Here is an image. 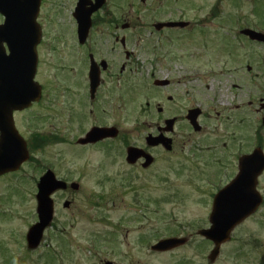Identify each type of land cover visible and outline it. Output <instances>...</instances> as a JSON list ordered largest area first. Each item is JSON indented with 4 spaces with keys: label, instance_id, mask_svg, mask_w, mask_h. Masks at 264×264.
<instances>
[{
    "label": "rangeland",
    "instance_id": "374dc122",
    "mask_svg": "<svg viewBox=\"0 0 264 264\" xmlns=\"http://www.w3.org/2000/svg\"><path fill=\"white\" fill-rule=\"evenodd\" d=\"M51 1L57 4L50 5ZM66 1L45 0L41 9V22L45 30L42 40L43 60L39 75L40 80L46 86L47 94L50 93L45 104L50 107V110H53L50 120H46L44 125L49 131L57 132L55 135L57 141L42 143L41 146L30 144L28 147L31 156L42 164L36 168L35 160H31L18 171L23 218H12L8 222L0 221V239L9 241L13 236L10 234V229L12 232L24 229L25 236L30 224L36 220L35 180L39 177L40 171L49 163L56 168L55 170L60 175H66V178L71 181L79 182V188L72 192V197H67L74 202V214L63 209L62 202L66 196L58 194V197L55 198V215L56 221L64 230L59 235L52 231L46 232L42 244L35 250L26 247L27 261L25 264H99V250L94 252L91 249L92 233L99 230L108 234L106 243L110 246L114 257L119 258L121 252L128 251L129 255L123 261L129 264H209L206 259V254L210 250L209 243L203 242L198 237H195V242L174 250L173 254L166 252L160 253V255H156L157 253L152 252L139 240L152 241L158 236L172 234L174 231L182 232V234H184V230L194 233L200 225L207 223L205 220L207 208L204 203L206 193L214 191L226 179L225 165L222 163V161L224 162L223 148L219 145L214 150L215 146L212 145L210 146L212 151H198L195 149L196 145L207 149L206 145L213 144L212 139L209 138L213 135L200 136L194 132H190V134L187 131L177 132L178 141L175 143L174 152L164 157L166 158L165 164H167L164 174L154 176L155 168H153L146 176L138 178V172L126 167L121 161V157L117 153L115 154L113 144L106 142L84 147L78 144L77 138L84 128L94 120L90 119V116L88 118L86 113L82 117L78 116V113L76 114L82 108L87 109V107L82 105L79 108L76 104L79 95L76 91L77 86L72 83V71L75 68L79 70L81 68V63H79L81 51H76L77 46H75L76 22L72 16L74 9L68 5L65 6ZM124 1L126 0H112L109 3L110 7L108 6L109 10L113 8L116 11L115 16H120V18L127 16L129 12L126 7L124 10L121 7ZM132 1L135 7L134 13L143 17L147 22H151L153 18H156V15L168 11L173 16L182 11L185 17L201 18L208 21L203 25V30L196 28L185 32L181 41L175 40L169 43L180 44L184 55L188 58L186 65H188L190 73L184 85L177 84L180 93L184 91V88H189L190 94L197 100V102L194 100L195 104L206 103L208 107L212 106V115H214V111L222 112V108L225 107L230 109L233 102H240L246 98L245 86L250 87L246 65H254L255 70L257 67H261L262 62L256 54L264 56V47L237 33L244 26L264 31V0H161L162 3H165L162 10L157 6L160 4V0H153L154 6L158 7L156 10H151L148 6L147 3L150 0ZM46 14L47 16H45ZM103 14L105 16L106 12ZM231 17L233 20L237 18L238 22H231ZM96 18L105 17L99 15ZM228 18L229 21H227ZM213 20L225 24L227 28L231 27V30L227 32L218 27L215 31L210 32L212 40L211 42L208 40L203 49L200 40H206V37L209 36L207 26L215 29L212 26L214 25ZM102 26L98 25L93 28L94 37L100 36V32L104 30ZM198 35L201 37L199 38ZM98 54L103 56L106 53ZM169 54L172 56L174 53ZM120 58L122 60V57H119L118 61ZM149 58L148 54H142L140 56L141 64L147 63ZM134 65L135 63L131 66L134 67ZM171 67L176 70L179 65L176 63ZM260 69L261 83H263L264 67ZM158 70H155V75L152 77L150 67L142 69L139 66L137 69L133 68L127 71V83L133 85L130 91L132 98L128 102L130 125H134L133 122L137 119L135 117L138 114L148 110L147 106H144L146 101L154 105L156 99L173 93L171 90H167L168 93H163V95L152 90L153 81L151 79L155 76L166 75L168 72L165 66ZM136 81L140 82L139 86L141 83L146 85L145 90L143 88L139 91L135 87ZM213 82H215L214 87H212ZM231 82L234 84L233 86ZM63 85L67 89V93H64L65 100L68 101L66 106L70 116L72 114L74 116L66 121L56 114L58 110L61 112V106L58 91L53 89ZM213 91L217 93L216 98L219 97L217 100L219 106H216V99L210 97ZM233 92L238 95L232 96ZM140 93L142 94L140 95ZM223 103L227 105L225 106ZM57 105H59L58 110ZM99 105L104 109V112L99 113L104 118H101L103 122H113L117 117H120L121 113L126 112L118 108L115 100L105 99ZM143 107L145 109H142ZM155 109L151 106L152 113ZM226 113L230 116L232 111ZM138 118L142 120L144 116L141 115ZM26 125V121H21L19 128L24 129ZM183 134L186 135V138L182 137ZM180 139H183L184 142ZM193 151L200 154L196 156ZM214 154L215 157H213ZM219 164L220 166H218ZM203 170H207V174H200ZM100 214H103L104 222L96 224L93 218ZM258 223L259 221L252 220L242 225L231 239L222 245L221 255L214 264H253L256 260L250 253L246 234L259 237V241L255 245L263 244L264 228L260 225L258 228ZM250 228L257 229V231L250 232ZM139 235L140 239H138ZM4 244L6 249L8 248L6 250L8 258H0V264L18 263L19 260L12 257L14 251L19 248L18 243L6 242ZM184 256L185 259H183ZM23 259L22 256L21 261L24 264Z\"/></svg>",
    "mask_w": 264,
    "mask_h": 264
},
{
    "label": "flooded vegetation",
    "instance_id": "af4514ba",
    "mask_svg": "<svg viewBox=\"0 0 264 264\" xmlns=\"http://www.w3.org/2000/svg\"><path fill=\"white\" fill-rule=\"evenodd\" d=\"M111 1L112 0H107L100 7L98 12L92 14L91 17H98L99 15H101V17L105 18H92L93 27L91 28L90 36L86 40H84V42L78 41L76 31L75 46H77L76 51H81V58L79 62L81 63V68L80 70L78 68H75V70L72 71V83L77 86L76 91L79 95L76 101L77 106H79L80 108L83 105L88 109L87 110L85 108H82L81 110L76 112V114L78 113V116L82 117V115L86 113L88 118L90 116V119L94 120L93 123L88 124L86 128H84L80 136L86 133L87 130H89L91 127H94L93 125L101 127L114 126L116 127L117 131L115 133V137H105V139L101 141L86 143L81 146H94V144H105L106 142L113 144L112 147L115 150V154L117 153L119 157H121V161H123V164H125L126 167L128 166L134 169V171H137V177L139 178L140 176H146L149 172L152 171L153 168H155L154 176H160L164 174V172L166 171L165 165H167L165 164L166 158L164 157L174 152L176 145L175 143L178 141L176 136L179 132L187 131L189 134L190 132H194L195 134H199L200 136L204 134L213 135L212 137H209L210 139H212L213 144L206 145L207 149L199 147L197 145L195 149L201 152L205 150L212 151V149H210V146L212 145L215 146L213 148L214 150L217 149L219 145L221 148H223L224 162L222 161V163L225 165L226 174L224 184L227 183L232 185L236 175L238 174L237 172L239 170L240 163L239 160L242 158L241 172L244 174V178L243 180H241L242 187L239 188L237 185H235V187L234 185H232V187H234V189L231 191L232 202L243 203L244 201H246V203L253 202L258 204L256 208L248 214L247 218H245L236 226L233 233L237 232V230L241 228L242 225L252 220H255L257 222L259 221L258 228L259 225L264 228V167L260 169V166L263 163L262 157L264 156V81L263 83H261L260 68L264 67V56L261 57L259 54H256L262 61V63L260 62L262 66L257 67L256 70L254 68V65H246V73L247 76H249L250 84V87L245 86L246 89L244 94H246V98L242 99V101L240 102H233L232 108H222V112L216 110L214 111V115H212V106L208 107L206 103L202 105L200 103L195 104V99L193 95L190 94L189 88H184V91L180 93L177 84L180 83L184 85L187 81L186 78L190 73L188 65H186V61L188 64V58H186V55H184L183 48L180 44H169L171 41H181L184 38L183 36L185 35V32H190L192 30H195L196 28H200L201 30H203V25H205L208 21L201 18L194 19V17H190L189 22L184 27L180 25H164L161 28L156 29L153 26L156 22L184 20L187 17H185L182 11H179L176 16H173L172 13L168 11L164 12L161 15H156V18H153L151 22H147L143 17H139L134 13V2L132 0H126L125 7L129 12V16L127 15L120 18V16H115L116 11L109 10L108 6ZM77 2L78 0H67L65 2V6L68 5L69 7H71V9H74L77 5ZM44 4L45 0H42L39 9L40 12H38L35 18L36 22L40 24L42 32L41 39L36 46V68L34 73L36 82L39 83V86H41L39 99L37 101H32L26 108L14 110L11 114L13 124H15L17 130L20 131L24 139L27 141L28 147L30 146V144L41 146L42 143L57 141V139H55V135H57V132L53 130L49 131L44 125V122L46 120H50V114H52L53 110H50V107L45 104L50 97V93L49 95L47 94L46 86L40 80L39 75L42 65L41 63L43 60L42 40L44 37L43 31L45 30V27H42L41 9ZM55 4L57 3H55L54 1L50 2V5ZM147 4L148 6H150L151 10H156V8H158L157 6L160 7V10H162L165 6L164 2L161 5L157 4V6H154L153 0H150ZM103 12H106L105 16L102 15ZM45 16H47V14ZM230 20L232 21V17L230 18ZM213 21L214 25L212 26L215 29L213 30L209 26H207L206 28H208V35L210 32L215 31L218 27V24H216L217 21ZM95 22H97V24H95ZM98 25H103L102 29L105 27V30L100 32L99 37H94L93 28L98 27ZM198 36L199 38L201 37V35ZM110 39H113L114 41H111ZM208 40L211 42V35L206 37V40H200V44L203 49L206 47ZM256 44H259L260 46L262 45L264 47L263 42ZM8 52L9 50L7 48V54ZM102 52H105L106 54L100 56L98 53L101 54ZM171 52L174 53L172 56H170L169 54ZM142 54H148L150 56V60L147 63L141 64L140 56ZM119 57H122V60L121 58L119 59L120 63L118 61ZM208 58L210 57L208 56ZM10 60L12 62V55L10 57ZM93 60L97 62L98 68L101 73L98 80V85L92 95L90 94L88 71ZM101 60L105 62V68H103L102 64L100 63ZM133 63H135L134 67L131 66ZM176 63L179 65V68L175 70L171 67V65H176ZM139 66L142 69H147L148 67H150V69L153 71L151 73V77L155 75V70L159 71L158 69L160 67L165 66V68L168 70L166 75L155 76L153 79H151L153 81L152 90L154 92L157 91L158 93L162 94L166 93L167 90H171L173 93L167 92L168 94L164 97L161 96L160 99H156L154 105L153 103L150 104V102L146 101V104L144 106H147L148 110L146 112H141L140 114H138L139 117H141L142 115L144 116V118L141 120V118L139 119L138 116H136L135 119H137L134 120V125H130L128 102L132 98L130 97L132 95H130V91L132 90L133 85L127 84L128 78L126 73L133 68L137 69ZM27 71L28 66L25 65L22 69H18L16 71V74L20 76L23 73H27ZM214 85L215 82L212 83V87H214ZM231 85L233 86L234 84L231 82ZM65 87V85L61 86L60 88L56 86L53 89L58 91L61 106L60 112L58 110L59 105H57L58 111H56V114L58 117L66 121L67 119H72L74 116L73 114L70 116L69 109L66 106L68 104V101L65 100L64 93H67V89ZM141 94L142 93H140V95ZM237 95L238 94L234 92L232 93V96ZM216 96V91H213L212 96L210 97L212 99H216V106H219V103L217 101L219 97L216 98ZM105 99H108L110 101L115 100V103L118 104V108L120 110H123V112L126 111L124 113L125 115L121 113L120 117H117L113 122H103L101 120V118L103 117L99 115V113L101 114L102 112H104V109L99 107V104L103 103ZM195 101L197 102V100ZM223 104L225 106L227 105L226 103ZM151 106L156 108L154 110V113H152ZM145 107H143L142 109H145ZM195 107H197L199 110V114L196 118L197 123L201 127L199 131H193L191 127L192 124L188 120L190 110L194 109ZM227 111H232L230 116H228V114L226 113ZM168 119H172V125H170L171 127H169V129L166 123V120ZM203 119L207 120L204 121ZM21 121H26L27 125L24 127L26 131L19 128V123ZM158 133H163L171 138L172 148L170 151H167L160 143L157 145L147 144V135L151 134L153 136H158ZM182 137L186 138V135L183 134ZM180 140L184 142L183 139ZM129 146L138 147L141 149V151L143 150L142 154H139L138 158L133 163H129L128 161H126V152ZM143 153L150 155L153 158V160L147 166L145 165L147 157ZM228 153L231 154L229 155ZM194 154H196L197 156V154L200 153L194 152ZM213 157H215V154L213 155ZM27 163L22 164L21 168ZM168 163L170 164L169 161ZM218 166H220V164ZM50 167H52V170L57 177L67 181L68 183L71 182L70 179L66 178V175H60L58 171L55 170L56 168L52 166V164L50 165ZM206 172L207 170H203L200 174H205ZM216 191L217 190L209 191L208 193H206L204 203L205 207L207 208V215L212 207L211 205L213 202L214 193ZM72 192L73 191L69 188V186H67V188H65L63 191H55L53 195L54 217L50 223L51 225L44 231V235L49 231H52L54 234L57 233L59 235L64 230L62 229L63 227L58 224L59 222L56 221L57 217L55 215V198L58 197V194H64L66 198L63 201L68 200L70 203L66 206L63 205V209H67L71 214H74V202L71 198H67L72 197ZM18 217L20 219L23 218L19 172L18 164H13L10 167L2 168L0 170V221L5 220L8 222L11 221L12 218ZM93 220L96 222V224H102V222H104V216L103 214H100L98 215V217L93 218ZM9 231L10 234H13L12 238H10L9 241L0 239V258H8L6 252L8 248L6 249L4 243L16 242L18 243L19 248L17 251H14L12 257L19 260V262L16 264H23V262L21 261V257L23 256V261L25 264L27 258L24 229L23 231L16 230L12 232V229H10ZM249 231H257V229L250 228ZM183 232L184 234H182V232L178 233L174 231L170 235L163 234L162 236L154 238L152 241H147L146 239H144L139 240V242L148 247L159 239L178 234L181 236L185 235L186 242L184 245L174 248V250L181 249L188 243L195 242V237H198L205 243L207 241L209 245H212L209 240L202 238L197 234V232H186V230H184ZM246 237L250 253L256 260L253 264H264V240L263 244L255 245L259 241V237L257 235L253 237L246 234ZM138 239H140V235L138 236ZM92 240L93 244L91 246V249L94 252L99 250V264H104L106 261H111L112 264H129L128 262L123 261L129 255L127 250L121 252L119 258L113 256L110 246L106 243L108 241V234L103 230L92 233ZM174 250L169 252H152L157 253L156 255H160V253L164 254L166 252L173 254ZM183 259H185V256L183 257ZM202 259L203 257L201 258V260Z\"/></svg>",
    "mask_w": 264,
    "mask_h": 264
},
{
    "label": "water",
    "instance_id": "95a60500",
    "mask_svg": "<svg viewBox=\"0 0 264 264\" xmlns=\"http://www.w3.org/2000/svg\"><path fill=\"white\" fill-rule=\"evenodd\" d=\"M41 0H0V13L5 16L3 24H0V167L10 165L15 162L18 163V167L22 161L28 158L26 151V144L22 137L18 134L17 130L12 125V119L10 115L13 110L22 108L31 100L39 98L40 87L33 81V73H30L29 78L24 81H14L9 77V65L10 57L5 53V45L9 47L12 55L16 52H32L35 53L36 44L40 39V28L35 17L37 15V8ZM104 0H95L90 7L85 8V5L91 3L90 0H79L77 7L75 8L74 17L78 21V31L80 40L84 39L87 33L88 25L90 23V13L93 10L98 9L99 5ZM243 33L249 35L251 38H257L259 40L264 39V34L255 33L252 30H242ZM5 44V45H4ZM16 60V59H15ZM31 63H34V58ZM16 65V63H15ZM91 85H96L98 80V73L94 66L90 71ZM199 111L197 109L191 110L190 117L191 122L195 123V118ZM198 129V127H195ZM115 128H101L94 127L86 135L78 140V143L84 144L86 142H94L101 140L108 135H115ZM162 142L166 145L167 149L171 147L170 138L164 137L162 134L157 139L148 138L149 143L157 144ZM3 155V156H2ZM139 155V148L129 147L127 151L128 161H134ZM9 159V163L2 162V159ZM151 160V159H150ZM149 160V161H150ZM148 161V162H149ZM72 188H77L78 184L72 183ZM66 187V182L55 178L51 171H47L39 180L37 191V213L39 214L38 222L34 223L28 230L27 244L29 247L34 248L40 241L42 231L46 224L52 218L53 203L51 194L55 189ZM226 191L222 190L219 193L224 194ZM218 193V194H219ZM221 196L215 198L214 210L210 214V221L212 225L209 229L201 231L205 237L212 239L215 242V247L209 254V258L213 260L218 253V246L221 242L228 239V234L234 224L243 216H236L233 218L230 213V208H222ZM217 201V202H216ZM219 201V202H218ZM66 205L68 202L65 203ZM246 205L243 206L244 215L249 211ZM240 215H243V214ZM179 243L178 240H163L158 244H155L154 248L163 249L165 247H171ZM109 264V263H107Z\"/></svg>",
    "mask_w": 264,
    "mask_h": 264
}]
</instances>
